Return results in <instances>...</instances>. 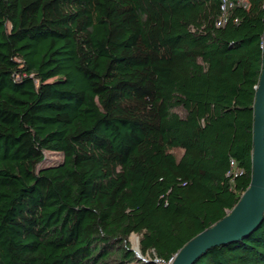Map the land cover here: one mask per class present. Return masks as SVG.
<instances>
[{"label":"trees","instance_id":"1","mask_svg":"<svg viewBox=\"0 0 264 264\" xmlns=\"http://www.w3.org/2000/svg\"><path fill=\"white\" fill-rule=\"evenodd\" d=\"M263 31L264 0H0V264H167L227 216ZM195 264H264V219Z\"/></svg>","mask_w":264,"mask_h":264},{"label":"water","instance_id":"2","mask_svg":"<svg viewBox=\"0 0 264 264\" xmlns=\"http://www.w3.org/2000/svg\"><path fill=\"white\" fill-rule=\"evenodd\" d=\"M262 59L252 106L251 176L240 200L222 219L203 230L167 264H195L214 247L237 242L254 232L264 219V31L260 45ZM138 257V249L134 250Z\"/></svg>","mask_w":264,"mask_h":264},{"label":"rangeland","instance_id":"3","mask_svg":"<svg viewBox=\"0 0 264 264\" xmlns=\"http://www.w3.org/2000/svg\"><path fill=\"white\" fill-rule=\"evenodd\" d=\"M47 159H49L48 161L50 162H55L60 160V157L58 155H48ZM130 242L133 245L132 248L133 250H137L138 249V237L135 235H131L130 237Z\"/></svg>","mask_w":264,"mask_h":264},{"label":"built area","instance_id":"4","mask_svg":"<svg viewBox=\"0 0 264 264\" xmlns=\"http://www.w3.org/2000/svg\"><path fill=\"white\" fill-rule=\"evenodd\" d=\"M231 165H232V167L236 166L235 163H234L233 161L231 162ZM234 173H235V175H237L238 171L235 170ZM169 262H170V261H169Z\"/></svg>","mask_w":264,"mask_h":264}]
</instances>
